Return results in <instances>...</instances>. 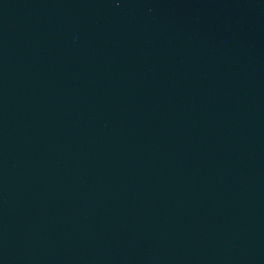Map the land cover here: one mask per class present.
<instances>
[{
    "label": "water",
    "instance_id": "water-1",
    "mask_svg": "<svg viewBox=\"0 0 264 264\" xmlns=\"http://www.w3.org/2000/svg\"><path fill=\"white\" fill-rule=\"evenodd\" d=\"M0 60L156 107L264 119V0H0Z\"/></svg>",
    "mask_w": 264,
    "mask_h": 264
}]
</instances>
